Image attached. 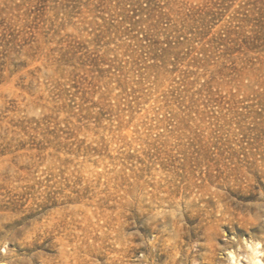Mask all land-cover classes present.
Here are the masks:
<instances>
[{
  "label": "rangeland",
  "instance_id": "1",
  "mask_svg": "<svg viewBox=\"0 0 264 264\" xmlns=\"http://www.w3.org/2000/svg\"><path fill=\"white\" fill-rule=\"evenodd\" d=\"M251 240L264 0H0V264H219Z\"/></svg>",
  "mask_w": 264,
  "mask_h": 264
},
{
  "label": "bare ground",
  "instance_id": "2",
  "mask_svg": "<svg viewBox=\"0 0 264 264\" xmlns=\"http://www.w3.org/2000/svg\"><path fill=\"white\" fill-rule=\"evenodd\" d=\"M256 244H259L257 241H248L246 242V249L243 252H235L232 249L228 251L225 258L219 264H253L252 260L250 259L252 252L251 249L255 247ZM260 252L262 250L259 249ZM258 261H263L261 257H257Z\"/></svg>",
  "mask_w": 264,
  "mask_h": 264
},
{
  "label": "clouds",
  "instance_id": "3",
  "mask_svg": "<svg viewBox=\"0 0 264 264\" xmlns=\"http://www.w3.org/2000/svg\"><path fill=\"white\" fill-rule=\"evenodd\" d=\"M261 248L260 244H256L253 249H251L252 255L250 259L252 260L253 264H264V261H258L257 257L264 256V252H260L259 249Z\"/></svg>",
  "mask_w": 264,
  "mask_h": 264
},
{
  "label": "built area",
  "instance_id": "4",
  "mask_svg": "<svg viewBox=\"0 0 264 264\" xmlns=\"http://www.w3.org/2000/svg\"><path fill=\"white\" fill-rule=\"evenodd\" d=\"M142 36V34H140Z\"/></svg>",
  "mask_w": 264,
  "mask_h": 264
}]
</instances>
